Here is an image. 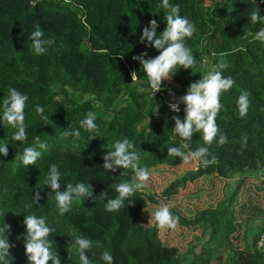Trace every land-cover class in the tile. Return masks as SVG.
<instances>
[{"label": "trees", "instance_id": "1", "mask_svg": "<svg viewBox=\"0 0 264 264\" xmlns=\"http://www.w3.org/2000/svg\"><path fill=\"white\" fill-rule=\"evenodd\" d=\"M172 2L196 26L186 42L197 63L191 70H179L172 83L164 86L184 94L190 82L203 76L206 63L213 68L221 61L227 64L222 74L234 81L221 94L224 107L216 118L220 131L209 146L208 158L215 160L207 167L198 168L194 160L185 162L167 153L169 144L181 143L173 135L171 117L183 119V104L180 113L174 114L160 98L138 91L140 86L147 87V79L132 56L158 54L140 43L139 35L150 19L158 20L157 32L163 29L159 0H0V100L9 87L29 98L25 142H12L15 129L0 125V140L9 143L8 155L0 156V224L10 225L11 264H29L23 247L26 214L47 217L55 229L49 237L51 248L57 250L61 264H78L72 230L100 242V247L94 244L85 252L94 264H104L100 260L103 250L111 252L114 264H180L186 255L191 256L190 264H211L209 248L195 251L207 233L208 241L215 237L230 249L227 264H264V252L257 248L264 222L255 232L250 225L254 214L264 215V180L246 172L264 167V43L253 35L264 24L250 20L249 12L255 7L251 0ZM256 3L264 15V2ZM36 25L53 40L41 55L32 51L28 40ZM132 70L137 72L135 79ZM243 92L248 93L250 103L241 118L237 99ZM86 94L109 99L125 94L128 99L103 116L96 113L94 99H84ZM35 105L45 107L47 123L35 113ZM89 110L97 114L100 128V136L91 140L79 124ZM66 127L80 128L81 138L62 139L60 132ZM220 134L227 137L223 144L217 142ZM36 136L46 144L42 156L35 165L15 167L16 156L33 145ZM124 137L136 145L142 164L149 169L148 179L178 172L165 183L145 181L130 198L132 204L126 200L125 207L108 212L105 204L117 195L115 184L130 181L133 173L117 168L105 174L102 157L116 139ZM189 143L186 154L204 146L202 135L196 132ZM52 163L62 173V188L79 181H89L93 188L92 197L74 201L63 215L55 207L52 190L43 184ZM120 171L127 174L120 175ZM237 172L239 179L227 195L222 185ZM218 188L223 193L220 197L215 192ZM37 191L38 204L28 208ZM216 195L218 200L211 201ZM162 204L179 217L175 229L156 227L152 212ZM196 232L202 235L191 246V238H198Z\"/></svg>", "mask_w": 264, "mask_h": 264}, {"label": "clouds", "instance_id": "2", "mask_svg": "<svg viewBox=\"0 0 264 264\" xmlns=\"http://www.w3.org/2000/svg\"><path fill=\"white\" fill-rule=\"evenodd\" d=\"M264 2V0H262ZM255 7L251 8L249 17L252 23L264 24V15L261 14L256 0H251ZM159 9L164 12V27L157 32L158 20L150 19L146 26L140 30L139 42L145 47H152L158 54L154 57H148L146 52L133 55L132 59L138 61L140 69L143 70L147 87L140 86L138 91L147 92L152 98L156 92L164 88V81L171 80L179 70L192 69L197 63L192 49L187 44V39L191 38L196 32V26L189 17L180 14V5L173 3L172 0H159ZM254 39L264 43V27H261L253 34ZM28 40L31 43L32 51L36 55L44 54L53 44V40L45 36L44 31L39 25L28 33ZM131 48V47H130ZM130 50V49H129ZM227 67L223 61L213 66L202 77L194 82H190L186 92L180 97V104H183V119L173 115L174 121L173 135L180 138L179 146L169 144L167 153L180 157L185 162L194 160L197 167H207L214 163L215 158L209 159V146L217 137L220 131L216 122L218 113L223 109L221 103V94L231 88L234 81L222 74V70ZM137 72L133 71L131 77L135 78ZM169 93L171 90L168 89ZM28 95L9 87L7 95L0 100V125L9 126L15 129L11 133V141L25 142L28 138V132L25 125V109L27 107ZM249 96L243 92L237 99L238 115L244 117L249 110ZM173 113L179 112L178 103L170 102L168 105ZM35 113L41 120L47 123L50 119L45 113L43 105H35ZM97 114L89 110L85 117L79 121L80 127L89 135V140L100 136V128L96 123ZM202 135L204 146H198L195 150L186 154L185 150L190 148V140L193 133ZM60 137H74L77 140L81 138L80 128L66 127L60 132ZM33 145L25 147L21 154L16 156L15 167L24 168L28 165H35L42 156V150L46 149L45 142L41 141L39 136L34 138ZM227 141L224 134L219 135L218 143L223 144ZM8 142L0 140V156L8 155ZM102 167L106 172H116L119 169H131L132 179L123 180L115 184L117 195L109 198L105 204V210L116 212L125 207V201L128 205L133 203L130 198L144 187V182L148 180L150 172L147 165L142 164L140 153L136 150V145L127 137L116 139L111 149L103 154ZM120 175L127 173L119 172ZM61 171L56 163L49 165L48 171L43 178L44 186L52 190L55 207L60 215L66 213L73 205V202L83 201L85 198L93 196V188L88 182L79 181L75 184L67 183L63 188L61 185ZM107 195L106 193H102ZM40 199L39 192L33 193L32 203L27 204L32 208L38 204ZM152 217L156 227L159 229H175L179 217L170 209L168 204H162L155 208ZM22 224L24 225L23 247L24 253L29 264H61V258L57 250L51 248L52 239L50 235L55 229L50 226L48 219L44 215L26 214L23 215ZM10 225L3 221L0 224V264H11L13 259L10 249L14 245L9 243L8 232ZM73 239L72 248L78 257V264H94L92 259L86 257L85 252H90L93 245L100 247L99 241H93L75 230L70 232ZM100 260L104 264H114V257L108 250L100 253Z\"/></svg>", "mask_w": 264, "mask_h": 264}, {"label": "rangeland", "instance_id": "3", "mask_svg": "<svg viewBox=\"0 0 264 264\" xmlns=\"http://www.w3.org/2000/svg\"><path fill=\"white\" fill-rule=\"evenodd\" d=\"M207 2V0H206ZM208 3V2H207ZM206 60L203 61V63H205ZM211 69V66L207 63L205 65V71L203 73V75ZM164 85H169L170 83H172V80H167L163 82ZM58 97H61V95L59 94ZM84 99H94V104L96 106V113L103 115V116H107L110 115V110L112 109V107H116L118 105H121L122 103L126 102V100L128 99L127 96L124 94H121L120 96H118L115 99H109V98H95L93 95L90 94H86L84 96ZM261 169L259 170H252V169H246V172L249 173L251 176H259V179H261V181L264 180V167L260 166ZM178 171H172L170 174H166L167 176H158L157 174H154L152 177V179H148V181H153L156 179L157 183H165L167 181V179L169 177H173ZM239 174V175H238ZM170 175V176H169ZM238 176H240V173L237 172L233 175L230 176V179L228 180L227 184L222 185V187H225V193L227 195H229V193L232 191V189L234 188V185L236 183V181L239 179ZM207 183V182H206ZM215 184H219L218 182H215ZM216 194L219 196H221V194H223L220 190V188L215 189ZM210 194V192H209ZM211 197L210 200L215 202L216 200H218V196ZM213 202H208L209 204H214ZM253 215V214H252ZM262 222H264V215L262 216H256L255 214L252 216V219L250 220V225L252 228V232H255L258 230V227H260L262 225ZM197 233V237L195 240L194 238H191L190 241V245H196L197 241L199 240V236L202 235L201 232H196ZM208 233L207 234H203L202 238L203 240H205L203 242H199L198 246L195 248L196 252L200 251L201 247H206L209 248V250L211 251V258H210V263L211 264H227L229 262V253H230V249L226 246L221 244L220 242L217 241V239L214 237L211 241H208ZM191 256L190 255H186V256H182L181 258V263L180 264H190L191 262Z\"/></svg>", "mask_w": 264, "mask_h": 264}, {"label": "built area", "instance_id": "4", "mask_svg": "<svg viewBox=\"0 0 264 264\" xmlns=\"http://www.w3.org/2000/svg\"><path fill=\"white\" fill-rule=\"evenodd\" d=\"M132 72H133V70H132ZM133 79H135V78H133ZM168 89L171 90V93H169ZM154 96L160 98L169 111H170V109H169L168 105L170 102L178 103L179 107H180V111H181L180 97L183 96V94L177 93L172 88L164 86V88L161 91L156 92L154 94ZM180 111L176 112L174 114H178V113H180ZM260 227H262V226H260ZM257 248L260 251L264 252V228L259 233V238L257 240Z\"/></svg>", "mask_w": 264, "mask_h": 264}]
</instances>
